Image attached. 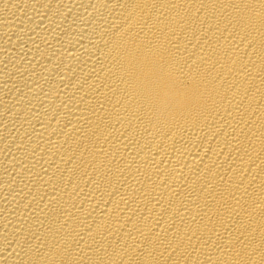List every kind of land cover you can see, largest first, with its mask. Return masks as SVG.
Returning a JSON list of instances; mask_svg holds the SVG:
<instances>
[{"label": "bare ground", "instance_id": "1", "mask_svg": "<svg viewBox=\"0 0 264 264\" xmlns=\"http://www.w3.org/2000/svg\"><path fill=\"white\" fill-rule=\"evenodd\" d=\"M0 264H264V0H0Z\"/></svg>", "mask_w": 264, "mask_h": 264}]
</instances>
